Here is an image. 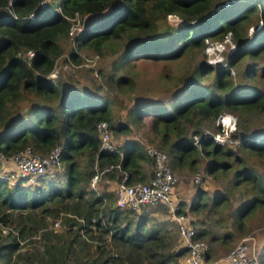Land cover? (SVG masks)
<instances>
[{
	"label": "trees",
	"instance_id": "obj_1",
	"mask_svg": "<svg viewBox=\"0 0 264 264\" xmlns=\"http://www.w3.org/2000/svg\"><path fill=\"white\" fill-rule=\"evenodd\" d=\"M41 1L0 0V156L9 158L26 146L39 154L59 147L63 175L58 179L60 172H56L46 180L47 174H42L38 176L43 181L40 186L27 185L25 177H18L12 186L6 177H0V264L177 262L185 247L172 241L171 223H150L145 214L137 218L134 210L113 204L115 193L91 188L94 164L103 168L119 163V168L107 172L108 178L115 177L118 183L147 181L155 160L146 153L144 143L130 137L134 125L148 127L149 133L159 136L160 148L170 157L173 171L195 170L199 163L197 145L187 128L192 125L198 130L204 121L223 111L239 116L240 146L264 156V139L250 142L252 126L245 120L251 114H264V86L236 85L229 67L200 62L184 78L176 75L182 81L174 86L172 99L142 97L127 109V120L117 122L111 108L113 98L94 93L103 89L95 76H87L94 90L79 92L49 74L59 66V75L65 63H57L56 56L63 49L74 16L99 12L102 14L97 22L88 21L76 37L101 56L117 54L113 72L102 75L109 90H123L125 85L131 90V68L139 59L170 61L193 50L202 52L208 40H221L227 34L236 43L227 64L234 66L245 56L261 57L259 77L264 79V29L259 27L252 39L247 31L253 16L257 17L255 22L261 19L264 23V0H246L241 8L236 2L224 4L227 0H57L40 5ZM30 13L34 14L32 18ZM168 14H176L182 21L170 25ZM27 49L34 51L29 60L22 56ZM69 55L77 64L83 60L73 50ZM92 68L82 64L64 70L92 72ZM205 75H212L205 89L192 87L190 83L198 84ZM255 77V72L248 69L247 78ZM101 120L116 137L126 135L117 145L121 157L115 151L100 149L97 123ZM199 145L210 157L206 169L215 177L231 169L228 156L243 160L210 136L199 137ZM243 180L251 181L252 193L233 212L232 224L235 231L241 230L239 234L248 229L247 220L256 208L264 207V185L258 174L244 166L232 174L229 183L238 186ZM204 191H196L198 201L188 210L193 212L201 206L208 209ZM213 196L209 209H218L227 198L221 192ZM176 212L188 213L183 209ZM60 214L67 228L54 233L47 227L48 217ZM191 223L195 226L193 220ZM38 231L42 250L28 245L35 241L29 237ZM205 235L204 228H197L196 236ZM222 237L227 243L234 239L231 231ZM258 256L264 264V244Z\"/></svg>",
	"mask_w": 264,
	"mask_h": 264
},
{
	"label": "rangeland",
	"instance_id": "obj_2",
	"mask_svg": "<svg viewBox=\"0 0 264 264\" xmlns=\"http://www.w3.org/2000/svg\"><path fill=\"white\" fill-rule=\"evenodd\" d=\"M49 3L57 2V0H44ZM230 2H236L240 3L238 4L237 8H241L244 6V3L246 0H227L224 4H228ZM262 3L260 4L259 8H261ZM4 12V11H3ZM260 12V11H259ZM259 12H258V18H259ZM102 13L99 12H93V13H87V15L81 17L77 16V18L72 20V29L73 34L68 33V37L66 39V42H64L63 49L59 55L56 56V62L61 63L62 61L66 60V57L69 56V53L73 50L75 51L76 55L81 56V58H89L90 61L88 62L89 65L92 68V72H89L90 70L81 69V70H64L60 69L59 75H57L58 80L62 81L63 86H73L74 88L78 89L79 92L83 91H90L93 88L92 82L88 79V75L95 76L94 79L97 82H100V84L103 85L102 90H95V94H109L110 97H112V110H113V117L114 119L118 121H126L127 120V109L135 104L139 99H142V97H145L147 100L151 99H172L173 93L172 90L175 85H179L182 80H179L176 75H181L182 78H184L187 74L191 73L192 70L197 68L200 62H206L208 59L216 58L219 59L220 55L222 54L223 57H221L222 62L225 61L226 64L224 66L229 67L231 71V76L233 80L235 81L236 85H242L240 82L248 83L253 86L263 87L264 86V79L259 77V73L261 70V57H255L251 58L250 56H245L240 59L238 64L234 66H229L227 64V57L229 54V51L226 50V48H229L231 44L236 43L231 40L229 34H227L226 37L221 39L223 43H225V48L221 49V51L209 50L206 52L205 46L202 52L199 50L194 51L190 55H185L182 57H179L177 59H172L170 61L165 59H139L135 65L131 68L133 72V78H134V85L131 88V90H127V85L124 86L123 90H109L107 87V84L104 83V80L102 79L103 73L113 72L114 70V60L117 58L116 53H108L105 56H101L98 52L94 51L92 48H90L86 44H82L80 40L77 39V35L83 31L86 28V24L88 21H93L92 23L97 22V18ZM253 22L249 24L247 31L249 39H252V37L255 34V31L261 27L260 29H264V23L261 19H257V17H252ZM182 19H180L176 14H168L167 15V22L172 25H178ZM263 24V25H262ZM262 25V26H261ZM75 38H72L71 36L75 35ZM226 38L228 40L226 41ZM220 39H211L208 40L209 42H215V41H221ZM80 45L81 47H79ZM232 45V46H233ZM220 48V47H219ZM236 50V47H234V51ZM23 52H19L21 55ZM97 55V57H95ZM223 65V64H222ZM252 69L255 72L256 77L254 80L247 78V70ZM101 70V73L99 71ZM89 73V74H88ZM121 72L116 73V75L120 74ZM212 80V75H205L201 80H199V83H190L192 87H200L199 89H205L206 86L210 84ZM61 85V86H62ZM246 87L247 85L244 84ZM112 87V86H110ZM94 90V89H93ZM91 90V91H93ZM189 92H191L189 90ZM195 92V91H193ZM192 92V93H193ZM227 114L234 118L235 120V130L231 133L233 138H236L237 141L225 142L224 145L226 148H230L235 152V155L238 157L243 158L242 162L235 159L233 155L228 156L226 160L230 163L231 169L227 173H223L222 176H219L221 173H218L219 175L216 176V174L209 173L206 169V165L210 161V157L204 153V149L199 145L197 146V152L199 156V163L196 166L195 170H178L175 171V173L179 176L180 182L176 185L174 188L175 191L173 192V198L177 201H174V210L177 211V209H183L188 211V219L193 220L196 228L198 230L204 228L205 229V237L202 239L208 242L209 245V260L213 261L218 259L220 256H224V254H227L228 250L236 244L243 236H249L250 240L253 238V247L254 250L257 252V256L259 254V251L261 249V246L258 245L255 242V238L257 240H264V207H257L256 210L252 215L249 216L247 220V230L245 234H239L241 233V230L234 229V226L232 224V217L233 212L236 210L239 205L245 201L246 197L251 196V190L249 187L251 186V181L243 180V182H240L238 186H233L229 182L232 179V174L236 172L237 170H241L244 168V166H249L252 168L259 177V181L264 185V156H259L255 153L248 152L247 150L243 149L240 146V139L237 136L238 132V124H239V116L235 113L229 112V111H223L220 114ZM219 114V115H220ZM218 115V116H219ZM218 116L215 117L212 120H206L202 123L201 127L198 130H195V126H189L187 129L192 131V138L194 135H197L199 137L203 136L202 132L204 130H209L210 132H216L218 130H221V123L218 121ZM229 119H231L229 117ZM232 120V119H231ZM245 120H247L248 124L252 126V133L251 136L248 138L249 141H255L258 139H264V114H251L250 116L246 117ZM262 122V123H260ZM185 124V123H183ZM262 125V126H261ZM132 134L130 137L138 138L142 143H144L143 147L146 150V153L151 157V155L148 153V150L150 147H155L163 150L165 153L166 151L163 148H160V138L159 136L152 135L148 127L139 126L136 127L132 125ZM232 127V124H231ZM149 132H148V130ZM1 131V129H0ZM114 136V140L117 144H119V141L122 140V138H125L126 135L121 134L119 136ZM167 154V153H166ZM168 163L170 168L173 170L171 163H170V157H168ZM186 167V165H184ZM154 165L152 167L153 171ZM56 172L59 173V178H62V172H63V166L60 165L59 168L56 169ZM97 174L98 178L94 184H92V181H90L89 186L91 188H94L98 192L102 191H110L114 193V188L117 183L116 178H108L107 172L111 171H103L97 167ZM17 171L16 165L14 162H12L9 159H3L2 163L0 161V177H6L9 180L10 185H14L15 181H17L18 177L15 175V172ZM55 172V173H56ZM196 173L202 174V180L200 182H194L193 177ZM20 176V175H19ZM53 175H46L45 179L50 180ZM24 177V176H21ZM47 177V178H46ZM40 177H35L33 180L26 179L28 183L27 185L30 186H40L43 181L39 179ZM43 178V177H41ZM44 180V179H43ZM203 186L206 188L204 191V199L203 201H206L208 203V209L202 208V206L196 210L194 209L193 212L188 210V206L193 203L197 202V194L196 191L199 188H203ZM215 192H221V194H224L227 196V198L220 204L218 209H209L210 204L213 202L214 193ZM115 195V194H114ZM202 201V202H203ZM115 205V201L113 203ZM123 209V208H120ZM170 206H163V205H155V206H149L145 209H143L140 213H135L136 217L139 218L140 215L145 214L146 218L150 223L159 222L160 220H167L171 223V233L174 235L172 236L174 239L173 242H176L178 245L184 246V242L179 238V234L177 232V228L173 221H171L168 218V210H170ZM201 209V210H200ZM200 210V211H199ZM185 213V212H184ZM63 217L64 215L60 214L58 217H48V224L47 227L50 228L54 233H60L63 231V229H66L67 226L63 223ZM70 228V226H68ZM72 227V226H71ZM226 231H231L234 235V239L230 240V242H224V238L222 237V234ZM245 231V230H244ZM238 233V234H237ZM39 231L33 236L29 237L30 239L35 240L32 244L31 241L28 242L29 246H35L39 250H42V244L40 243L37 236H39ZM262 237V238H261ZM210 238V239H209ZM223 240V241H222ZM25 242V240L21 241ZM176 247V245H175ZM180 247V246H179ZM185 247V246H184ZM259 250L257 251V249ZM186 251V247H185ZM184 251V252H185ZM207 252V253H208ZM184 254V253H183ZM183 254L179 256L177 262H173V264H184L183 263ZM208 256V254H207ZM259 257V256H258ZM172 263V262H171Z\"/></svg>",
	"mask_w": 264,
	"mask_h": 264
},
{
	"label": "built area",
	"instance_id": "obj_3",
	"mask_svg": "<svg viewBox=\"0 0 264 264\" xmlns=\"http://www.w3.org/2000/svg\"><path fill=\"white\" fill-rule=\"evenodd\" d=\"M40 5H45L46 1L42 0ZM33 13L30 14L32 17ZM220 47V48H219ZM214 48H219V50L225 48L222 41L207 42L205 49L214 50ZM233 46L230 45L228 50L231 52ZM34 54L32 49H27L22 56L29 60V58ZM97 57V55H95ZM223 55H220L219 59L212 58L207 61L212 63H220L225 65L226 62L221 60ZM89 65L86 62L77 64L71 59H67L61 69H65L66 66L77 67L80 65ZM59 66H56L53 71L49 74L50 78L57 76ZM226 114H221L218 117L219 123H221V131L210 132L209 130H204L203 135L211 136L217 143H225L227 141L235 142L236 138L231 135L232 130L235 128V120L232 116L227 119ZM232 124V127H231ZM97 130L100 135V148L115 151L120 156L122 152L119 150L117 145L114 143L111 132L108 129V124L106 121H100L97 123ZM193 143L199 145V136H193ZM59 147H55L50 150L47 154L34 153L29 146L24 149L14 153L10 159L15 163L17 171L15 175L17 177L24 176L27 179L33 180L42 174L54 175L57 171L56 169L60 167L61 162L58 159ZM148 153L154 157L155 163L152 171V175L149 176L148 180L145 182L136 183H124L119 182L116 188V205L122 208H129L132 210H138L140 208L155 206V205H169L171 204V195L177 183L179 182V177L170 168L168 163L167 154L155 147H150ZM0 159H6V157L0 156ZM117 164H107L101 170L110 171L114 168H118ZM20 175V176H19ZM125 175V174H124ZM98 174L92 177V183L96 182ZM202 180V174L196 173L193 177L194 182H200ZM168 218L173 221L177 228L179 238L184 242L186 251L183 254L184 264H262L257 252L253 247V238L250 240L249 236H243L236 244H234L224 256L218 257V259L210 261L207 252L209 249L208 242L202 238L196 236L197 229L192 225L191 220L188 219V213H177L174 210V206H171L170 212L168 213ZM167 264H173L171 262Z\"/></svg>",
	"mask_w": 264,
	"mask_h": 264
},
{
	"label": "clouds",
	"instance_id": "obj_4",
	"mask_svg": "<svg viewBox=\"0 0 264 264\" xmlns=\"http://www.w3.org/2000/svg\"><path fill=\"white\" fill-rule=\"evenodd\" d=\"M30 14H31V13H30ZM30 14H29V17H30ZM33 16H34V14L32 15V17H33ZM77 16H78V15H75L73 19L77 18ZM32 17H30V18H32ZM68 33H69V35H70V34H73L72 25L70 26ZM75 36H76V34L73 35V36H71V37H72V38H75ZM226 36H227V35H226ZM226 36H225V37H226ZM222 39H223V38H222ZM227 40H228V38H226V41H227ZM221 41H222V40H221ZM207 42H209V41H207ZM207 42H206V44H207ZM222 42H223V41H222ZM206 44H205V46H206ZM224 45H225V43H224ZM232 45H233V44H231V46H232ZM234 47H236L235 44L233 45V49H232V51L234 50ZM214 49H216L217 51H221V50H219V48H218V49H217V48H214ZM226 49H227V48H226ZM232 51H231V52H232ZM206 52H207V51H206ZM229 53H230V52H229ZM68 58L74 61V59L71 58L70 55L66 57V60H67ZM66 60H65V61H66ZM89 61H90L89 58H84V60H82V61H80V62H81V63H82V62H86V63H88ZM206 63L212 64V65L220 64V63H218V62H217V63H214V62L210 63V62H208V61H206ZM224 114H225V113H224ZM220 115H221V114H220ZM226 116H228V118L230 117V115H227V114H226ZM218 117H219V116H218ZM101 121H105V120H101ZM234 130H235V128H234ZM234 130H232V132H233ZM218 131H221V130H218ZM232 132H231V133H232ZM111 134H112V137H113V140H114L113 133L111 132ZM210 137H211V136H210ZM114 141H115V140H114ZM214 141H215V140H214ZM215 142H216V141H215ZM216 143H217V142H216ZM115 144L118 145L116 142H115ZM219 144H224V143H219ZM195 145H196V144H195ZM197 146H199V145H197ZM100 149H101V148H100ZM101 150H102V149H101ZM103 150H105V149H103ZM108 151H109V150H108ZM118 155H119V154H118ZM122 155H123V154H122ZM122 155H121V156H122ZM119 156H120V155H119ZM121 156H120V157H121ZM6 159H8V158H6ZM115 164H117V163H115ZM106 165H107V164H106ZM119 165H120V164H119ZM97 167H98L100 170H102V169L105 167V165H104L103 168H100V167L98 166L97 162H96V163L94 164V170H95V174H94V175L97 174V170H96ZM118 168H119V167H118ZM110 171H112V170H110ZM174 173H175V171H174ZM94 175H92V177H93ZM125 175H126V174H125ZM151 175H152V173H151ZM151 175H150V176H151ZM92 177H91V180H90V181H92ZM178 177H179V176H178ZM124 178H125V176H124ZM179 182H180V178H179ZM179 182H178V183H179ZM94 183H95V182H94ZM94 183H92V184H94ZM178 183H177V184H178ZM117 185H118V182H117V184H116V187L114 188L115 201H116V188H117ZM175 187H176V186H175ZM174 191H175V189L173 190V192H174ZM172 194H173V193H172ZM170 199H171V204L166 205V206H170V207H171V206H174V203L172 202V195H171ZM115 205H116V203H115ZM159 205H162V204H159ZM116 206H117V205H116ZM163 206H165V205H163ZM166 206H165V207H166ZM117 207H119V206H117ZM119 208H122V207H119ZM145 208H147V207H144V208L142 207V208H140V209H138V210H134V211H135L136 213H140V212H141L143 209H145ZM127 209H129V208H127ZM131 210H132V209H131ZM169 212H170V210H168V213H169ZM185 213H186V212H185ZM195 227H196V226H195ZM196 229H197V228H196ZM176 230H177V229H176Z\"/></svg>",
	"mask_w": 264,
	"mask_h": 264
},
{
	"label": "crops",
	"instance_id": "obj_5",
	"mask_svg": "<svg viewBox=\"0 0 264 264\" xmlns=\"http://www.w3.org/2000/svg\"><path fill=\"white\" fill-rule=\"evenodd\" d=\"M126 138V137H125ZM125 138H122V140L121 141H123ZM121 141H119V143H121ZM10 160V159H9ZM0 161H1V163H2V161H3V159H0ZM117 184V183H116ZM115 187H116V185H115ZM201 189H203V190H206V188L203 186V188H201ZM174 201H177V197H176V199H174L173 198V194H172V202L174 203ZM192 220V219H191ZM245 234V233H244ZM262 238V237H261ZM255 242L258 244V245H262V244H264V240L262 239H260V240H257L256 238H255ZM259 250V248L257 249V251Z\"/></svg>",
	"mask_w": 264,
	"mask_h": 264
},
{
	"label": "bare ground",
	"instance_id": "obj_6",
	"mask_svg": "<svg viewBox=\"0 0 264 264\" xmlns=\"http://www.w3.org/2000/svg\"><path fill=\"white\" fill-rule=\"evenodd\" d=\"M225 118L229 119L228 116L225 115Z\"/></svg>",
	"mask_w": 264,
	"mask_h": 264
}]
</instances>
